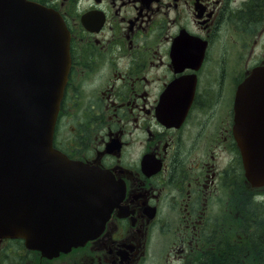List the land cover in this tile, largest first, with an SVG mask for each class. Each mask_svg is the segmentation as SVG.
<instances>
[{
	"label": "flooded vegetation",
	"instance_id": "1",
	"mask_svg": "<svg viewBox=\"0 0 264 264\" xmlns=\"http://www.w3.org/2000/svg\"><path fill=\"white\" fill-rule=\"evenodd\" d=\"M30 1L70 36L53 145L109 173L120 200L59 254L0 235V264H264V187L236 137L248 80L247 133L264 138V0Z\"/></svg>",
	"mask_w": 264,
	"mask_h": 264
},
{
	"label": "water",
	"instance_id": "2",
	"mask_svg": "<svg viewBox=\"0 0 264 264\" xmlns=\"http://www.w3.org/2000/svg\"><path fill=\"white\" fill-rule=\"evenodd\" d=\"M69 69L62 19L27 0H0V235L46 254L96 237L118 203L113 178L53 147ZM250 177L260 181L261 171Z\"/></svg>",
	"mask_w": 264,
	"mask_h": 264
},
{
	"label": "clouds",
	"instance_id": "3",
	"mask_svg": "<svg viewBox=\"0 0 264 264\" xmlns=\"http://www.w3.org/2000/svg\"><path fill=\"white\" fill-rule=\"evenodd\" d=\"M255 199L259 200V199H261V197H256Z\"/></svg>",
	"mask_w": 264,
	"mask_h": 264
}]
</instances>
